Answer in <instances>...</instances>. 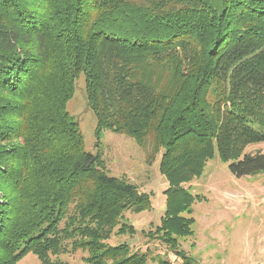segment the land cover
Segmentation results:
<instances>
[{"label":"trees","instance_id":"1","mask_svg":"<svg viewBox=\"0 0 264 264\" xmlns=\"http://www.w3.org/2000/svg\"><path fill=\"white\" fill-rule=\"evenodd\" d=\"M80 75L96 136L133 139L148 163L161 151L155 233L175 255L200 200L184 185L214 151L235 178L264 174V153H243L264 143V0H0V264L69 248L147 261L105 244L151 201L85 150L66 110Z\"/></svg>","mask_w":264,"mask_h":264},{"label":"rangeland","instance_id":"2","mask_svg":"<svg viewBox=\"0 0 264 264\" xmlns=\"http://www.w3.org/2000/svg\"><path fill=\"white\" fill-rule=\"evenodd\" d=\"M66 110L83 138L85 150L99 156L109 177L121 178L149 196L151 207L140 213L124 212L120 224L105 242L127 244L132 251L145 253V264H264V174L235 178L228 163L217 152L207 161L199 178L185 184L200 197L192 206L193 235L179 239L175 255L155 233L164 213L167 182L159 172L161 151L150 163L133 139L102 130L95 134L96 119L87 105L84 78L74 83ZM264 153V143L247 146L243 153ZM133 231L118 233L120 225ZM184 256V258H182ZM87 252L68 249L57 257L62 264H85ZM183 259V260H182ZM16 264H41L29 253Z\"/></svg>","mask_w":264,"mask_h":264}]
</instances>
